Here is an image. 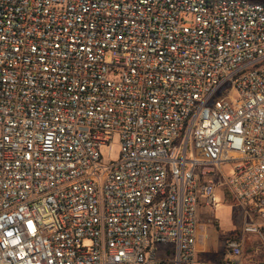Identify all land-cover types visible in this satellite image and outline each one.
Returning a JSON list of instances; mask_svg holds the SVG:
<instances>
[{
	"label": "built area",
	"instance_id": "built-area-1",
	"mask_svg": "<svg viewBox=\"0 0 264 264\" xmlns=\"http://www.w3.org/2000/svg\"><path fill=\"white\" fill-rule=\"evenodd\" d=\"M216 189L264 215V2L0 0V264H208Z\"/></svg>",
	"mask_w": 264,
	"mask_h": 264
},
{
	"label": "rangeland",
	"instance_id": "rangeland-1",
	"mask_svg": "<svg viewBox=\"0 0 264 264\" xmlns=\"http://www.w3.org/2000/svg\"><path fill=\"white\" fill-rule=\"evenodd\" d=\"M100 152L105 160H115L119 152V142L114 139L109 147H103ZM222 170L227 176L230 175L229 164L222 166ZM227 194V191L216 189L215 209L202 208L201 222L206 225L204 231L207 236L206 257L212 261L221 254L219 258L223 259L225 239L236 236L243 243L244 262L260 264L264 261V215L244 208ZM247 226L256 227L257 233H244Z\"/></svg>",
	"mask_w": 264,
	"mask_h": 264
},
{
	"label": "crops",
	"instance_id": "crops-1",
	"mask_svg": "<svg viewBox=\"0 0 264 264\" xmlns=\"http://www.w3.org/2000/svg\"><path fill=\"white\" fill-rule=\"evenodd\" d=\"M202 208H206L205 206H200L197 211V216L198 217V226H197V231H196V250L198 252L197 257L198 260L203 262V263H208V264H218L222 261V258L216 257L214 260H210L208 257H206V232L205 230V223L201 222V216H202ZM222 252V251H221Z\"/></svg>",
	"mask_w": 264,
	"mask_h": 264
},
{
	"label": "trees",
	"instance_id": "trees-1",
	"mask_svg": "<svg viewBox=\"0 0 264 264\" xmlns=\"http://www.w3.org/2000/svg\"><path fill=\"white\" fill-rule=\"evenodd\" d=\"M227 195L229 196V194H227ZM227 239H238V238H237L236 236H234V237L226 238L225 241H226Z\"/></svg>",
	"mask_w": 264,
	"mask_h": 264
}]
</instances>
